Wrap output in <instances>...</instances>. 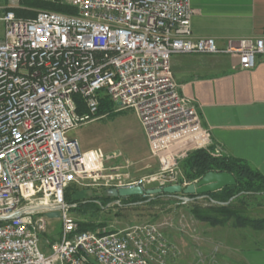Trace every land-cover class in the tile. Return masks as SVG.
Instances as JSON below:
<instances>
[{
  "label": "built area",
  "instance_id": "obj_1",
  "mask_svg": "<svg viewBox=\"0 0 264 264\" xmlns=\"http://www.w3.org/2000/svg\"><path fill=\"white\" fill-rule=\"evenodd\" d=\"M25 1L0 8V264H180L156 225L80 232L65 200L68 188L87 183L162 189L173 181L169 165L136 179L108 174L97 158L102 151L85 153L68 135L96 120L100 98L108 97L117 111L134 110L152 149L195 141L207 150L211 134L179 93L171 58L234 55L250 71L264 56V37L229 39L224 47L194 38L191 0H52L76 14L18 18ZM56 212L60 240L45 255L40 235L48 230L46 214Z\"/></svg>",
  "mask_w": 264,
  "mask_h": 264
},
{
  "label": "rangeland",
  "instance_id": "obj_2",
  "mask_svg": "<svg viewBox=\"0 0 264 264\" xmlns=\"http://www.w3.org/2000/svg\"><path fill=\"white\" fill-rule=\"evenodd\" d=\"M6 3L7 0H0V8ZM22 6L26 9H19L20 11L34 15L23 19H33L38 11H49L38 7H25L23 4ZM1 11L2 9H0V17ZM3 34L4 24L0 21V39L3 38ZM104 94L105 91L100 93L101 96ZM112 104L109 113L99 116L68 135L69 138L79 141L85 153L94 150L102 151L104 153L102 157L97 156V158L102 163L100 168L106 169V173H123L130 177L128 179H136L159 173L162 171V165H169L168 173L173 181L168 183H171L170 186L180 185L183 190L191 185H197L204 178L189 180L185 170V162L189 156L202 150L195 141L186 143L179 141L177 145L174 144L172 151L166 149L167 152L159 151L157 148L152 149L134 110L117 111L118 105ZM209 149L211 147H208L207 151ZM218 150L214 149L211 156H214ZM219 152V156L214 157L225 156L222 151L219 150ZM164 175L168 176V174ZM99 183L74 186L80 190L86 201L92 196L104 194L111 196L109 194L111 189L95 185ZM189 196L183 193L171 195L157 204L140 205L138 208L122 206V202L117 200L103 207V211L94 217L91 213L81 215L72 212V207L69 206L71 216L78 226L79 223L103 224L97 231L119 232L144 224L156 225L177 250V260L180 264H233V248L239 250L245 248L246 244L241 239L244 240L246 237L252 244L253 250H264V231H254L251 228L239 229L236 227L235 218L224 226L214 227L203 223L192 215L193 205L206 208L223 204L211 201L207 197L191 201ZM243 200L245 199L234 198L229 202H232L231 205L235 210L240 211L238 217L255 220L264 218L263 196L246 198L244 205L241 204ZM61 227L60 219H48V230L40 235L39 241V249L43 254H51V244L60 240Z\"/></svg>",
  "mask_w": 264,
  "mask_h": 264
},
{
  "label": "crops",
  "instance_id": "obj_3",
  "mask_svg": "<svg viewBox=\"0 0 264 264\" xmlns=\"http://www.w3.org/2000/svg\"><path fill=\"white\" fill-rule=\"evenodd\" d=\"M191 6L194 38L211 37L224 47L229 39L264 37V0H191ZM170 64L179 93L193 101L211 134L212 149L264 176V56L250 71L234 55H174ZM241 240L246 246L233 248V264H264V250Z\"/></svg>",
  "mask_w": 264,
  "mask_h": 264
},
{
  "label": "trees",
  "instance_id": "obj_4",
  "mask_svg": "<svg viewBox=\"0 0 264 264\" xmlns=\"http://www.w3.org/2000/svg\"><path fill=\"white\" fill-rule=\"evenodd\" d=\"M23 5L25 7H38L63 14H76V9L60 2L29 0L25 1ZM16 15L18 18L34 16L20 10H16ZM75 99L78 105V112L84 114L86 111L81 98L76 97ZM112 105L113 104L108 97H101L99 116L109 113ZM213 150L212 147L208 151L202 149L189 156L185 162V170H187L188 179L194 181L204 177L210 172L229 173L234 176L237 185L225 187L218 192L207 195H190L189 198L191 201L197 200L200 197H207L211 201L223 204L221 206L206 208L193 205L191 208L192 215L197 220L214 227L224 226L231 219L235 218L237 224L236 227L239 229L251 228L254 231H264V218L255 220L238 217L240 211H237L232 207V202L229 203L234 198L246 200V198L251 197H264V176L258 170L242 160L227 156L221 158L211 156ZM169 196L171 195L162 194L147 197L135 196L129 198H115L104 194L96 197L92 196L90 200L86 201L81 195L80 190L74 185L68 188L65 192V200L67 204L72 207V212L81 215L91 213V216L93 217L103 211V207L117 200L122 202V206L128 205L138 208L140 205L157 204L162 201L163 198ZM97 200L99 202H97ZM245 200L241 201L242 205H244ZM118 208H120V206H118ZM102 225L103 224L79 223L78 227L80 232L97 231Z\"/></svg>",
  "mask_w": 264,
  "mask_h": 264
},
{
  "label": "water",
  "instance_id": "obj_5",
  "mask_svg": "<svg viewBox=\"0 0 264 264\" xmlns=\"http://www.w3.org/2000/svg\"><path fill=\"white\" fill-rule=\"evenodd\" d=\"M235 185H237V182L233 175L229 173L210 172L207 173L197 185H191L184 190L180 185L168 186L162 189H149L145 191L141 187H136L133 189H111L109 191V194L115 198H129L135 196L144 197L162 194L176 195L180 193H183L185 195H207L210 193L218 192L225 187H232ZM46 217L59 218L60 213H47Z\"/></svg>",
  "mask_w": 264,
  "mask_h": 264
}]
</instances>
